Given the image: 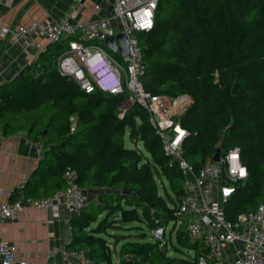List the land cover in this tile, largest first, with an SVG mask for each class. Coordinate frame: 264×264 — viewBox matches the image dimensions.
I'll return each mask as SVG.
<instances>
[{"label":"trees","instance_id":"trees-1","mask_svg":"<svg viewBox=\"0 0 264 264\" xmlns=\"http://www.w3.org/2000/svg\"><path fill=\"white\" fill-rule=\"evenodd\" d=\"M139 38L144 88L193 97L178 116L190 132L185 158L199 169L218 148L238 145L248 177L236 184L224 209L230 219L254 210L264 198V0H160L153 29ZM66 47V40L48 43L24 73L0 82L2 133L25 132L43 145L39 166L12 200L54 194L66 186L63 172L72 166L85 189L105 191L71 216L69 247L85 249L93 264H199L206 248L183 226H173L162 244L144 240L150 228L175 220L184 195L182 171L176 160L169 163L150 113L136 102L120 117L127 92L88 93L61 75L55 57ZM127 130L144 151L126 146ZM128 222L139 232L119 236L109 230ZM104 234L115 244L128 239L118 262Z\"/></svg>","mask_w":264,"mask_h":264},{"label":"built area","instance_id":"built-area-1","mask_svg":"<svg viewBox=\"0 0 264 264\" xmlns=\"http://www.w3.org/2000/svg\"><path fill=\"white\" fill-rule=\"evenodd\" d=\"M3 1V0H0ZM110 14L104 17L78 20L77 13L83 0H74V9L52 23L31 22L15 27H0V44L11 38L13 41L36 43L38 38L48 43L66 40L67 47L55 57L58 72L74 80L86 92L101 90L117 95L127 92L128 97L119 107L123 117L134 103L141 104L150 113L151 122L161 137L163 147L183 174V197L177 201L175 220L165 226L148 230L155 239L164 242L173 226H183L193 241L202 242L206 251L198 257L199 264H264V198L254 210L239 213L235 219L226 215L224 206L236 192L237 183H243L248 170L243 162L241 148L234 145L221 151L220 160H207L196 169L184 156V139L190 134L178 116L192 104V95L177 97L151 94L142 82L146 60L139 33L153 29L160 0H108ZM96 4V7H99ZM123 33L128 41V53L120 54L121 45L112 50L106 39ZM41 46V45H39ZM41 48L40 50H44ZM182 103L173 107V102ZM157 114L158 120L154 119ZM72 127L76 126V118ZM2 131L0 130V137ZM139 141L136 148L140 149ZM66 186L50 196L25 198L22 195L12 200L14 189L0 186V231L8 220L17 219L25 206L52 209L59 215L64 205L71 215L79 213L89 202L85 188L78 182V171L68 166L63 172ZM22 182L20 190L25 185ZM169 224L170 228H169ZM73 241V229L68 228L65 244L61 248L63 264H93L83 248L69 247ZM192 255L194 251L190 249ZM18 247L13 241L0 236V264H49L17 257Z\"/></svg>","mask_w":264,"mask_h":264},{"label":"crops","instance_id":"crops-1","mask_svg":"<svg viewBox=\"0 0 264 264\" xmlns=\"http://www.w3.org/2000/svg\"><path fill=\"white\" fill-rule=\"evenodd\" d=\"M96 4L100 6L96 7ZM73 9L74 0H3L0 1V27H15L18 24H29L34 21L52 23L66 13L72 12ZM110 10L111 3L108 0H83L79 6L77 19L104 17L110 14ZM47 44L48 42L43 38H38L34 44H28L25 40L16 42L11 38L2 42L0 44V82L11 80L24 73L33 59L35 60L42 51L40 47L46 48ZM42 150V142L33 141L25 132L2 133L0 186L5 189L19 190L21 183L26 181L39 166ZM85 190L91 201L97 200L98 195L104 192L105 188L90 187ZM0 198L5 197L0 195ZM71 216L64 205H61L58 216L53 215L52 209L25 206L17 219L8 220L3 224L0 236L15 242L19 258L49 264H63L61 248L65 244ZM130 233L138 232L130 230L121 234L129 235ZM125 240L115 244L114 239H108L116 262L120 260V248ZM144 240L154 241V238L146 233ZM187 252L192 255L189 250ZM168 254L176 255L177 253L169 249Z\"/></svg>","mask_w":264,"mask_h":264},{"label":"water","instance_id":"water-1","mask_svg":"<svg viewBox=\"0 0 264 264\" xmlns=\"http://www.w3.org/2000/svg\"><path fill=\"white\" fill-rule=\"evenodd\" d=\"M120 43L121 45V49H120V54L121 55H125L128 53V41H127V38L126 36L123 34V33H119L116 37L115 36H110L106 39V44L114 51L117 50V41ZM46 49V48H45ZM44 49V50H45ZM43 51V50H42ZM154 119L155 120H158V116L157 114H154ZM221 151L222 149L221 148H218L214 157H213V160L214 161H219L220 160V155H221Z\"/></svg>","mask_w":264,"mask_h":264},{"label":"rangeland","instance_id":"rangeland-1","mask_svg":"<svg viewBox=\"0 0 264 264\" xmlns=\"http://www.w3.org/2000/svg\"><path fill=\"white\" fill-rule=\"evenodd\" d=\"M34 60V59H33ZM24 72V71H23ZM128 132H129V130H127V133H126V135H125V144H126V146L127 147H135L136 146V143L129 137V135H128ZM139 147L141 148V149H143V145H142V142L141 141H139ZM143 151H144V149H143ZM144 154L145 155H148L146 152H144ZM132 224H134L133 222H128V223H125V224H121V225H118V224H116V225H112L111 227H110V231L112 232V233H114V234H118L119 236H122V234L121 233H126V232H128V231H132V232H139L138 230H134V229H132L133 227H132ZM170 225L171 224H169V228H170ZM104 236H106L108 239H111V240H113L114 238L112 237V236H108L107 234H104ZM185 252H187V250H185ZM192 253V252H191Z\"/></svg>","mask_w":264,"mask_h":264},{"label":"bare ground","instance_id":"bare-ground-1","mask_svg":"<svg viewBox=\"0 0 264 264\" xmlns=\"http://www.w3.org/2000/svg\"><path fill=\"white\" fill-rule=\"evenodd\" d=\"M182 103V99H178L177 101L173 102V107H175L177 104Z\"/></svg>","mask_w":264,"mask_h":264}]
</instances>
